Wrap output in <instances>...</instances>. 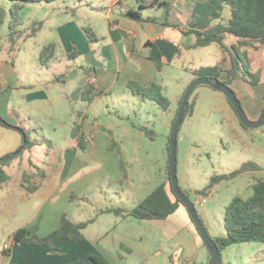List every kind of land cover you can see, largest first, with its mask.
I'll return each mask as SVG.
<instances>
[{"label": "crops", "instance_id": "1", "mask_svg": "<svg viewBox=\"0 0 264 264\" xmlns=\"http://www.w3.org/2000/svg\"><path fill=\"white\" fill-rule=\"evenodd\" d=\"M206 1L159 0L163 6L158 5L156 0L30 2L19 13L20 29L29 28L34 22H43L42 30L34 38L21 41L14 53L11 54L8 49V53L13 56L8 60L1 55L4 50L2 42L8 43L14 3L0 0V28H7L5 37H0V116L8 118V123L14 127H24L30 134L36 143L29 153L37 146L42 147L41 142L33 137L34 132L46 140L48 146L61 150L62 158L65 159L61 163L59 159L56 183L47 191L37 214L26 227L39 224L37 233L41 237L53 232L61 223L64 204L69 202L70 193L87 192L86 182L96 192L94 200L88 199L92 205L97 204L99 198H105L106 194L114 196H110L115 201H110L112 207L97 208L101 215L107 214L103 211L108 208L132 210L161 184L170 190L165 159L159 162L160 166L154 173H148L143 168L138 177L133 173L128 159L141 156L137 151L138 139L148 136L140 128H149L153 122L160 121L166 127L165 133H171L181 100L196 78L192 71L215 66L223 59L222 48L212 44L216 45L214 60L217 62L214 65H197L193 68L175 63L176 59H187L192 57V53L206 48L190 49L197 38L185 33L193 7ZM133 14H138L139 18ZM230 17V9L227 8L224 22ZM86 29L92 33V40ZM147 43L160 51L161 70L151 59L152 50L147 47ZM50 44L55 46L53 57L43 64L41 52ZM225 44L233 52V46H239V40L227 35ZM27 47H31L33 58L32 63H28L33 68L31 73L21 70L22 66L18 64ZM245 52L250 71L260 73L261 82L249 87L237 79L231 88L237 91L248 118L258 121L264 109V49L240 48L241 54ZM231 67L232 58L227 54L224 68L228 70ZM34 68L37 70L34 71ZM44 68L48 72H44ZM92 78H95L94 83L91 82ZM226 78L227 73H224L222 79ZM130 81H136L143 87L153 83L160 85L162 94L170 101L169 107L162 109L156 102L133 94L128 88ZM89 90L88 101L83 95ZM224 99L227 104L221 102L211 112H216L220 107L230 122L244 129L227 98ZM59 103L65 111V118L56 123L49 115ZM113 111L117 118H112V123H108ZM141 111L147 115V119L143 120L144 125L140 123L143 115L138 114ZM78 124L83 128L85 150L75 149L77 139L72 136V132ZM35 127L41 130L40 134L36 133V129L33 130ZM9 129L16 131L18 136L12 134L15 136V146L6 148L4 156L24 144L22 133L14 128ZM59 131L62 132L60 137ZM163 137L169 139L170 135ZM125 142L128 144L125 145ZM130 148L135 151L130 152ZM147 156L145 160L149 159ZM28 168L24 166L21 169V176L25 172H36ZM40 169L46 172L47 177L32 195H38L47 188V170ZM22 182L20 186L26 191ZM252 192H248V197ZM171 199L175 201L172 195ZM70 220L75 224L82 223ZM88 227L82 231L83 241L62 237L54 243L55 249L52 250L33 245L11 248L10 256L2 253V264H93L90 258L94 255L102 257L108 264H210L212 261L211 252L182 204L163 221H139L127 215H116L110 230L91 234L90 237L86 234ZM146 239L160 243V248H150L146 252ZM9 248L10 239L5 249Z\"/></svg>", "mask_w": 264, "mask_h": 264}, {"label": "rangeland", "instance_id": "2", "mask_svg": "<svg viewBox=\"0 0 264 264\" xmlns=\"http://www.w3.org/2000/svg\"><path fill=\"white\" fill-rule=\"evenodd\" d=\"M6 29L4 26L0 28L1 38L5 37ZM2 43L4 46L2 57L8 60L12 59L13 56L8 53V43ZM215 49L216 45L199 49L190 55L192 57L176 59L175 63H183L193 68L198 67L197 65H214L217 62L214 60ZM32 61L31 47H27L22 53V59L18 60V64L20 67L22 66L21 70L24 69V71L31 73L33 68L28 63H32ZM25 64H28L27 67ZM36 70L34 68V71ZM44 72H48L46 68H44ZM234 92L237 93L235 90ZM216 96L222 99H218ZM224 98L223 93L208 85L197 87L190 98V103H194V111L187 114L178 134L177 170L179 186L195 204L210 236L226 235L224 227L226 207L236 196L248 197V192L252 190L253 185L258 180H264V170H262L242 175L231 181L222 182L212 190L211 195L199 193L207 188L211 177L230 174L245 163L254 162L264 168V126L257 129L244 130L236 127L235 123L230 122L220 107L216 112H211L212 108H216L217 104L221 102L227 104L225 103L226 101H223L225 100ZM64 112L63 107L59 103L55 106V111L50 113L49 118L54 119L53 121L56 123H60L65 118L63 116ZM122 113L123 111L120 112V114ZM138 114L143 115V118H140L142 120L140 123L144 125L143 120L147 119L146 112L141 111ZM1 117L6 123L10 121L5 116ZM109 117L108 123H112V118H117L114 111L111 112ZM105 118L104 120L107 119ZM41 123L43 122L41 121ZM151 125L149 128L156 131L155 140L146 136L140 137L137 149L141 153L140 158L128 159L132 165V171L137 177L142 174L143 168L148 173H154L160 166L159 162L162 163L164 161L163 159L167 161V165L169 162L168 142L170 137L169 139L164 138L163 135L167 136L171 133H165L166 127L160 121L153 122ZM35 129L36 133H41L39 128L35 127L33 130L35 131ZM59 133L60 137L62 132L59 131ZM12 134L18 136L16 131L0 124V158L4 157L3 152H5L6 148L15 146V136ZM33 134V137L41 142L40 145L42 147H35L32 153H29L30 151L28 150L24 151L19 159L11 167L7 168L11 180L0 188V264L3 263L2 253L6 245L9 244L10 237L19 229L26 227L35 217L47 191L56 183L59 173V159L61 160L60 163L65 161L62 158L61 150L58 149V151L55 149L56 147H53V149L48 146L47 141L41 136L34 132ZM127 144L128 142H125V145ZM21 148L22 144L12 153L18 152ZM131 151H135V149L130 148ZM148 153L150 156H147ZM146 156L149 158L148 160L144 159ZM21 166L29 167L28 170L35 169L36 172L34 173H40L42 171L40 168L46 169L48 173L47 188L38 195H32L27 190H23L20 186L21 181L29 186L32 184L30 179L25 176L28 172L21 176V169L23 168ZM166 175L168 177V172ZM85 189H88V191L82 194H78L77 191L70 193L69 202L64 204L63 213L69 219L79 222L96 220L86 231L87 236L90 237L91 234L111 229L116 215H101L97 208L112 207L113 204L111 202L115 201L110 198V196H114L106 194L104 195L105 198H99L96 201L97 204L92 205L88 202V199L94 200L96 198L95 189H90L89 182H86ZM34 226H37L38 229L40 227L39 224ZM145 243L146 252L150 248H153V250L160 248V243H153L150 239H146ZM222 264H264V243L253 242L233 245L232 248H228L222 254Z\"/></svg>", "mask_w": 264, "mask_h": 264}, {"label": "trees", "instance_id": "3", "mask_svg": "<svg viewBox=\"0 0 264 264\" xmlns=\"http://www.w3.org/2000/svg\"><path fill=\"white\" fill-rule=\"evenodd\" d=\"M10 1L14 3L11 9V24L8 35V43L10 45L9 52L12 54L17 50L21 41L34 38L42 30L43 22H34L29 28L20 29V11L28 3L40 0ZM156 3L161 6L164 5L163 3L159 4V0H156ZM227 8L230 9L231 17L227 22H224V13ZM134 17L139 18L138 14L134 15ZM187 28L188 30L185 31V33L188 35H195L197 38L196 43L189 47L190 49L218 44L223 51V59L217 65L201 67L192 71L196 77L195 80L199 78H209L212 81H220L229 87H231V84L237 79L243 81L249 87H254L260 84V73H252L250 71V62L247 59V54L246 52L241 54L240 48L252 50L264 49V0H208L206 2L197 3L193 7ZM85 32L92 40L93 36L90 30L86 29ZM227 35L239 40V46H233V52L225 44V38ZM146 45L152 50L150 54L151 59L156 62L157 68L161 70L163 64L160 51L150 43H147ZM54 50V44H50L42 50L40 59L43 64H46L53 57ZM227 54L232 58V67L225 70L224 64L226 62ZM224 73H227V78L225 80L222 79ZM128 88L133 94L141 95L143 98L156 102L162 109H167L170 105L168 98L162 94L161 86L156 83H153L148 87H143L136 81H130L128 83ZM89 92L90 90L83 95V98L88 101L90 100V97L87 96ZM182 103L183 99L181 100L180 105H182ZM229 104L231 105L230 102ZM231 107L233 108L232 105ZM193 111L194 103H190L188 114ZM263 118L264 109L261 119ZM5 123L6 122L0 116V124L9 127L8 124ZM241 126L244 129H249L242 124ZM20 128L23 129L26 134V142L24 143L22 151L18 154L8 153L0 158V188L11 180L7 168L11 167L24 151H30L35 146L36 142L32 141L30 134L24 129V127L20 126ZM82 129L81 124L76 125L73 128L72 136L77 139V146L75 149L79 148L85 150L86 142ZM140 130L144 131L152 140L155 139L156 133L154 130H150L146 127L140 128ZM169 150L170 139L168 142V153ZM262 170H264V168L257 163H245L238 170L230 174L215 175L211 177L207 188L199 193L207 195L222 182L231 181L242 175ZM167 172L170 181L169 191L165 184H161L132 210L125 211L120 208H108L104 210L103 213L127 215L139 221L166 220L177 211L180 204L184 205L175 196L172 190L169 162L167 165ZM25 176L30 179L32 185L29 186L23 182V187L30 194L38 191L47 177L44 170L40 173H28L25 174ZM252 190V195L249 197L243 198L241 196H236L226 207L224 221L226 235L212 237L221 252L233 245L253 242L264 243V180H258L253 185ZM171 194L175 201L171 199ZM199 217L201 219L200 215ZM93 222L94 220L92 219L75 224L66 214H64L59 227L45 237H41L37 233V226L23 227L10 238V248L5 249L3 255L10 256L11 248L19 245L47 247L52 250L55 249L54 243L62 237H66L71 241H83L84 236L82 231ZM90 260L93 264H108L105 259L97 255L91 256ZM210 264H213L212 261Z\"/></svg>", "mask_w": 264, "mask_h": 264}, {"label": "water", "instance_id": "4", "mask_svg": "<svg viewBox=\"0 0 264 264\" xmlns=\"http://www.w3.org/2000/svg\"><path fill=\"white\" fill-rule=\"evenodd\" d=\"M201 85H208L212 87L213 89L220 91L224 94V96L229 100L231 105L233 106V109L235 110L240 122L242 125L249 129H257L264 126V118L258 121H252L248 118L240 100L236 96L235 92L231 87L223 84L220 81H212L209 78H199L195 81H193L188 88L186 89V92L183 96V103L180 106V109L177 114V118L174 122V125L171 130L170 134V150H169V170H170V178H171V184H172V190L175 194V196L186 206L188 209L190 216L192 218L193 223L195 224L200 236L202 237L205 245L209 249L212 255V263L213 264H222V252L218 248L216 242L212 238V236L209 235L206 226L202 222V220L199 217L197 208L195 204L191 201V199L183 192V190L179 186V180H178V164H177V144H178V134L180 131L181 126L183 125V122L189 112L190 108V98L195 91V89ZM8 124V123H5ZM8 126L10 128H15L19 132L22 133L24 141L26 142V134L23 129L19 127H14L12 125ZM24 148V144L22 148L16 152L17 154L22 151Z\"/></svg>", "mask_w": 264, "mask_h": 264}, {"label": "built area", "instance_id": "5", "mask_svg": "<svg viewBox=\"0 0 264 264\" xmlns=\"http://www.w3.org/2000/svg\"><path fill=\"white\" fill-rule=\"evenodd\" d=\"M91 82L94 83V82H95V78H92V79H91Z\"/></svg>", "mask_w": 264, "mask_h": 264}]
</instances>
